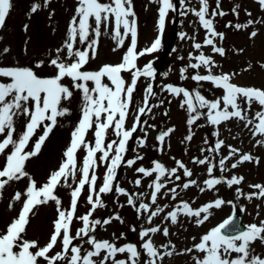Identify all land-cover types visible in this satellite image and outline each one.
Returning a JSON list of instances; mask_svg holds the SVG:
<instances>
[{"label": "rangeland", "instance_id": "obj_1", "mask_svg": "<svg viewBox=\"0 0 264 264\" xmlns=\"http://www.w3.org/2000/svg\"><path fill=\"white\" fill-rule=\"evenodd\" d=\"M101 3H108L109 0H100ZM12 7L6 17L5 24L0 28V68H30L41 78L54 77L58 69L50 61L57 59L66 64L72 63L77 57L69 58L66 41L70 39V27L73 17L79 16L77 8L79 0H11ZM177 6V11H169L165 18L164 37H166L171 27L177 22L179 27V36L175 48L169 52L166 57L163 71L157 72L155 64L162 54L163 39L157 51L138 57L136 60L137 68L143 69L151 63L155 69L154 77L141 76L137 81L136 90L133 93V102L128 108V117L125 121V128L130 129L135 121L137 110L144 106L146 88L152 85L156 95L150 97L149 103L153 107L141 117L142 121H147L133 133L128 141L127 151L124 154L125 161L135 159L137 156L142 159L137 160L135 164L129 166L126 163L121 164L116 172V180L113 184V190L101 194L103 207H97L90 219H99L102 222L110 219V223H101L95 226L94 236L97 241L107 240L114 243L117 247L127 244L136 245L140 255L137 258V264H147L152 258L142 248V244L151 240L153 246L159 251L163 259H157L156 264H197V260L203 259L205 253L197 250L194 245L201 242V238L209 233L211 229L218 227L232 213L242 210L244 213V223L247 225H260L264 222V196H260V189L254 188V185L264 186V134L256 130L259 118L256 113L264 111V106L253 102L249 107L243 99H238L242 109H245L247 119L232 117L228 120H221L218 124H212L206 113L207 108H199V102L195 99V93L198 91L207 100L222 98L226 93L222 87H217L212 81H196L193 76L208 75L209 69L201 65L197 69L189 67L190 64L198 63L195 57L203 53L211 57L214 66L211 67L212 75L230 74V83L243 88H255L264 90V6L259 0H208V13L206 18L213 20V27L217 33H223V38L219 36L212 37L216 47L225 49L223 55L213 51V45L204 44L208 37V30L205 29L199 18L195 15L193 9L201 8V0H185L181 6L180 0H173ZM39 5L35 12H32L33 5ZM132 10L135 13L137 45L136 51L139 52L150 47L159 34V15L157 0H131ZM219 9L224 15H212L213 11ZM235 9V11H234ZM187 12V15L181 13ZM250 13V15H249ZM132 19V17H129ZM249 21L253 23L249 24ZM89 41L94 39L92 29L95 27L94 21H89ZM231 25V26H229ZM236 25H247V27L237 28ZM27 26V27H25ZM114 22L110 21L107 28L101 24V35L98 38V46L92 51L88 49L89 41L80 42L77 35L74 42V50L88 51L87 62L80 71L96 72L104 65H116L122 62L124 55L131 45V35L124 38L123 46H119L115 38ZM123 34V27L120 29ZM252 32L256 35L253 37ZM186 34V35H183ZM195 43H200L202 47L196 49ZM9 49L7 53L4 49ZM61 50L57 52V50ZM187 68L182 73V69ZM132 72H122L121 76L126 81V86L131 82ZM10 78L0 76V83H9ZM103 82L111 85L107 77ZM62 84L69 87L72 96L63 99L60 104L61 109H67L63 115L56 118V124L52 126L51 132L41 145L39 152L31 156L24 164V172L27 175L20 179L10 180L3 189H0V234H6L9 226L18 218L23 205L27 199V189L34 181L37 188L49 182L52 173L57 171L66 160V150L69 148L73 136L72 133L78 127L82 119V110L85 106L84 94L82 89L74 87V81L65 77ZM75 83H82L77 81ZM89 88L95 87L94 82H86ZM173 85L193 93V102L197 105V111L204 113L194 123L189 125L188 121L196 113L190 112L189 107L184 101L187 99L183 93L177 95L170 92L166 86ZM29 108L32 107V101L28 102ZM224 107L221 104V109ZM229 111L232 109L229 107ZM13 133L14 139H19L20 135L26 131V125L29 122V116L23 113L14 118ZM252 120L249 124L247 121ZM51 122L45 120L40 127L35 130L30 139L26 152L34 150V145L39 137L43 135L45 125ZM154 125V127H153ZM174 129L164 141L158 140L162 132ZM95 125L88 131L85 140L94 145L95 143ZM146 142L141 144V138L145 137ZM191 135V140L186 139ZM0 134V142L4 139ZM113 129H109L105 144L112 140H117ZM223 141L221 147L213 151L216 143ZM115 147V146H114ZM230 149L237 150L230 155ZM13 146L9 145L3 154H0V169H2L7 160V155L13 151ZM87 154V149L81 146L76 153V172L75 182L73 177L69 176L67 184L61 181L54 190V195L59 199L60 204L53 200L38 204L28 216V223L25 230L20 234L17 243L13 247L14 252L21 251L20 245L24 241L36 242V247L30 251H38L45 247L51 235L54 233V224L58 219V209L68 210L71 206L72 190L77 186L76 182L81 178V169L83 160ZM244 154H250L253 159L239 162ZM101 154L97 153V157ZM111 155V154H110ZM207 157L211 163L199 164L196 159ZM225 160L223 170L219 167V161ZM155 162H159L166 169L177 168L175 176L166 174L160 177V182L164 185L160 193L157 194L156 204H151V196L154 191L153 181L157 179L158 173L153 172L150 176H145L136 171L137 168L144 167L152 169ZM178 162L185 165L192 172L191 177L184 175V170L179 168ZM110 162L99 163L95 168L94 174L97 176L96 188L103 185L107 168ZM213 164L211 175L208 168ZM237 164L233 168L232 165ZM93 174L90 172V175ZM215 178H223L227 181L232 177H243L239 184L229 186L226 182H221L212 188H209L204 182ZM139 179L137 185L135 181ZM189 180H195L196 184L189 188H183V184ZM68 185H71L69 187ZM119 188L125 189L126 194L119 192ZM176 189L175 198L170 189ZM201 189H204L203 191ZM239 189V191H238ZM17 193H20V199H15ZM82 193L86 200L83 202V213H88L91 204L88 201L89 186L86 185ZM255 193V195L250 194ZM130 194L133 197L134 204H129ZM95 199V195L93 197ZM217 199L231 201L224 203L220 207L209 209L208 219L203 223H197L201 217L185 215L179 212L177 222L172 223L168 213L176 211L177 207L182 208V202H187L193 210L199 209L204 205L214 202ZM149 204L151 210L157 207L163 209L157 216H154L149 222V211L138 210L141 204ZM119 216V219L115 217ZM82 228L83 222L79 220ZM156 227L160 231L149 233L147 237L141 238L143 230ZM168 229V235H164L163 229ZM77 229V230H78ZM72 233V231H71ZM63 233H61L62 237ZM73 235V234H72ZM75 235V234H74ZM239 243V242H238ZM73 244L81 247V255L92 250L93 246L88 243V237L74 240ZM252 252L264 258V242L257 239L251 244ZM192 249L191 252L185 251ZM62 252L61 239L58 238L57 244L48 253L54 256ZM171 252L168 256L165 253ZM106 253L101 252L99 256L92 259L99 264ZM69 258L71 253L68 254ZM240 254L232 253L231 258ZM130 254L117 253L115 259L129 260ZM37 264H49L44 257H37ZM57 264H68V260L58 261ZM107 264H112L111 260Z\"/></svg>", "mask_w": 264, "mask_h": 264}, {"label": "snow or ice", "instance_id": "obj_2", "mask_svg": "<svg viewBox=\"0 0 264 264\" xmlns=\"http://www.w3.org/2000/svg\"><path fill=\"white\" fill-rule=\"evenodd\" d=\"M47 3L48 0H45ZM158 7V25L159 29H164L165 18L167 13L171 11H177V6L173 3V0H157ZM185 0H180L181 6L184 5ZM259 3L264 6V0H259ZM201 8L199 10L193 9L195 15L199 18L202 26L208 30V37L205 39L204 44L213 45V51L223 55L225 49L222 47H216L214 45V39L212 37L219 36L223 38V33H217L213 27V20L206 18L208 13V0H201ZM12 7L11 0H0V28L5 24L6 17ZM39 5L34 4L32 12H35ZM235 11V9H234ZM77 17H73L70 27V39L66 41L65 47L68 51V56L77 57L70 64H66L63 61L52 59L50 63L58 69L57 74L51 78H41L30 68H0V76L10 78L9 83H0V134L4 135V139L0 142V154L5 152V149L9 145L13 146V151L7 155L5 166L0 169V189L13 179H20L22 176L27 175L24 172L25 161L31 156L36 155L43 142L47 138L48 134L52 130V126L56 124V118L59 115H63L67 112V109H61L59 106L63 99H68L72 96V91L69 87L61 83L65 77H69L74 81V87L82 89L84 94L85 106L82 110V119L79 122L78 127L72 133L73 139L66 150V160L62 163L60 168L51 174L49 182L40 188L36 187L33 181L31 186L27 189V199L23 205V208L18 218L9 226L6 234H0V264H37V257H44L49 261V264H57L58 261L68 260V264H97L93 257L99 256L102 251L106 254L99 264H107L111 260L112 264H137V258L140 253L137 250L136 245L127 244L121 247H117L114 243L107 240L97 241L90 233L94 232L95 226L101 223H110L111 220L101 221L99 219H90L92 212L97 207H103L104 204L101 200V194L108 193L113 190V184L116 180L117 169L121 164L126 163L131 166L136 163L137 160L142 157L137 156L135 159H128L125 161L124 154L126 153L128 141L132 138L133 133L141 127L142 124H146L147 121H142L141 117L147 112L151 111L153 107L149 103L150 97H154L156 93L153 90L151 84L146 88V94L144 98V106L137 110V115L133 126L128 129L125 128V121L128 117V108L133 102V93L136 90L137 81L141 76L154 77L155 69L152 64H147L143 69L137 68L136 60L138 57L148 53H153L158 50L161 45V39L158 37L151 44L139 52L136 51L137 45V31L135 13L132 10L131 0H109L108 3H101L100 0H79ZM224 15L222 11H213L212 15ZM181 15H187V12L181 13ZM250 15V13H249ZM132 17V19H129ZM93 20L95 27L92 29L94 39L89 41V29L91 27L89 21ZM114 22V35L117 38L119 46H123L124 38L131 35V45L128 48L127 53L124 55L121 63L116 65H104L99 71L96 72H83L80 71L82 66L87 62L89 52L81 51L79 49L74 50V42L77 35L80 37V42L89 41L88 49L92 51L94 56V50L98 46V38L101 35V24L107 28L109 22ZM249 24L253 21H249ZM231 26V25H229ZM27 27V26H25ZM123 27L124 32L121 33L120 29ZM237 28L247 27V25H236ZM186 35V34H183ZM251 35L254 37L255 32ZM194 47L200 49L202 45L195 43ZM9 49H4L7 53ZM61 50H57L59 52ZM198 63L190 64L189 67L193 69L199 68L201 65H205L209 69L208 75L196 74L193 79L196 81H212L217 87L225 89V95L220 99L207 100L198 91L195 93V99L199 102V108H207L206 113L208 119L212 124H218L221 120H228L232 117H237L242 120L247 119L245 109H242L238 103V99H243L245 104L249 107L255 101L261 106H264V90L255 88H243L235 84L230 83V74L212 75L211 67L214 66V61L211 57L205 56L201 53L195 57ZM182 73L187 71V68L181 70ZM122 72H132L131 82L127 84L121 76ZM111 82L112 86L103 82V78ZM82 81V83H75ZM88 81L94 82L95 87L89 88L87 86ZM166 88L174 93L181 94L187 98L184 103L188 105L190 112L196 113L191 116L188 123L191 125L204 113L197 111V105L193 102V93L180 87H174L173 85H167ZM32 101V107L29 108L28 102ZM224 107L221 109V104ZM229 107L232 111H229ZM20 113L29 116V122L26 125V131H24L19 139H14L13 133L15 131L13 127L14 117ZM259 118V123L256 125V130L260 134H264V111H259L256 114ZM48 120L51 123L45 125L43 135H41L38 141L34 145V150L26 152L30 139L35 133V130L41 126V124ZM249 124L252 120L247 121ZM95 125V143H89L85 140V136L90 129ZM154 127V125H153ZM113 129L114 134L118 137L117 140H112L105 144L106 134L109 129ZM174 129H168L166 132L160 133L158 140L163 142L165 137L168 136ZM145 137L141 138V144L146 142ZM191 135L186 139L191 140ZM264 143V142H261ZM223 141H218L212 149L218 150ZM84 146L87 149V154L83 160V167L81 169V178L76 182L77 186L72 190L71 206L68 210L58 209V219L54 224V233L50 237L49 243L40 248L38 251H30L36 247V242L24 241L20 247L21 251L14 252L13 247L17 243L20 234L25 230V226L28 223V216L32 212V209L38 205L53 200L60 204L59 199L54 195V190L58 184L63 182L67 184L69 176L73 177L75 182L76 172V153L77 150ZM115 146V147H114ZM237 150L230 149V155L234 154ZM97 153L101 155L97 157ZM111 154V155H110ZM219 161V167L223 170L225 160ZM253 157L250 154H244L241 156L239 162L252 160ZM110 162L107 168V172L104 178L103 185L96 188L97 176L94 174L95 168L99 166V163ZM196 163L205 164L211 163L207 157L204 159H196ZM179 168L184 170L186 177H191L192 172L185 167L181 162H178ZM215 164L208 168L209 175L212 174ZM233 168L237 167V164L232 165ZM136 171L145 176L152 175L153 172L158 173L157 179L153 181L150 187L154 188L151 196V204H156L157 194L160 193L161 188L164 185L160 182V177H164L166 174L175 176L176 180H180V176L176 175L177 168L166 169L165 166L159 162H155V166L152 169H145L144 167L137 168ZM90 172L93 174L90 175ZM243 180V177H232L227 181H223V178H215L206 180L204 183L212 188L221 182H226L229 186L233 184H239ZM139 185L140 180L135 181ZM196 184L195 180H189L183 184V188L187 189L190 186ZM89 186L88 201L91 204V209L83 216L76 217V208L78 199L81 196L82 190L85 186ZM71 187V185H68ZM254 188L260 189L259 195L264 196V186L254 185ZM120 193L126 194L125 189L119 188ZM202 191L204 189H201ZM175 198L176 189H170ZM239 191V189H238ZM95 195V199L93 198ZM255 195V193L250 194ZM21 194L17 193L15 199L19 200ZM135 194H130L128 203L134 204L133 197ZM224 203L231 204V201H223L217 199L212 203L202 206L199 209L193 210L187 202H182V208L177 207L176 211L168 213V217L172 223L177 222V215L179 212H183L185 215H192L195 217H201V213L205 215L197 220V223H203L208 219L209 209L213 207H220ZM143 209L149 211V222H151L154 216H157L163 211L162 208L157 207L154 211L151 210L149 204L141 203L138 206V210ZM74 218H78L83 222V227L78 229L75 235L71 233V223ZM119 219V216L115 217ZM233 225V218H229L221 223L218 227L211 229V231L205 234L201 238L199 244L194 247L202 253H205L203 259L197 260V264H264V258L255 255L252 252L251 244L257 239L264 242V222L258 226L256 224L249 225L247 230L238 231L235 227H232L233 232L238 234L225 235L222 230H225ZM160 231L159 228L152 227L143 230L141 238L147 237L149 233H155ZM61 233H63L61 237ZM164 235H168V229H163ZM88 237V243L93 246L92 250L87 251L84 255H81V247L73 244L74 240ZM58 238L61 239L62 252L56 253L54 256H49L48 253L57 244ZM239 242V243H238ZM142 248L147 252L148 256L152 259L147 264H156L157 259H163V256L153 246L151 240L144 242ZM185 251L191 252L192 249H186ZM129 253V260H117L115 259L117 253ZM69 253L71 256L69 258ZM232 253H238L240 255L235 258H231ZM165 255H172L171 252L165 253Z\"/></svg>", "mask_w": 264, "mask_h": 264}, {"label": "water", "instance_id": "obj_3", "mask_svg": "<svg viewBox=\"0 0 264 264\" xmlns=\"http://www.w3.org/2000/svg\"><path fill=\"white\" fill-rule=\"evenodd\" d=\"M177 34H178V29H177V27H174L172 34L167 38V40L165 42L164 54L162 55L160 61L158 62L157 66H158L159 71L162 70L163 61H164L165 56L167 55L168 51L171 50L175 45V40H176ZM232 218H233V225L230 226L229 228L223 230V232H225L227 235H229V234L234 235V234L238 233V232H233L232 227H235L236 229H238V231H243L245 229V227L241 224V219H242L241 213H236Z\"/></svg>", "mask_w": 264, "mask_h": 264}]
</instances>
